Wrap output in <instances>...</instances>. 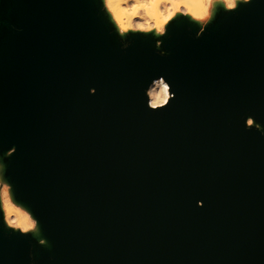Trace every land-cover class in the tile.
<instances>
[{
  "label": "water",
  "instance_id": "1",
  "mask_svg": "<svg viewBox=\"0 0 264 264\" xmlns=\"http://www.w3.org/2000/svg\"><path fill=\"white\" fill-rule=\"evenodd\" d=\"M2 5L0 152L51 248L0 223V264H264V0L164 52L96 0Z\"/></svg>",
  "mask_w": 264,
  "mask_h": 264
},
{
  "label": "bare ground",
  "instance_id": "2",
  "mask_svg": "<svg viewBox=\"0 0 264 264\" xmlns=\"http://www.w3.org/2000/svg\"><path fill=\"white\" fill-rule=\"evenodd\" d=\"M249 1L235 0L232 8L238 7L240 3ZM96 2L104 4L103 18L106 23L112 26L115 36H122L126 29H130L132 33L139 34L142 38L151 40L152 43L155 40H157L156 43L161 42L162 37L157 34V28L170 24L183 15L191 20V18H195L193 13L199 11V16L203 19L210 15L209 12L212 8L217 6L223 9L224 7L225 9L229 8L225 0H96ZM205 21L210 22L208 18ZM164 86L167 87L166 99H164L163 103L156 102L157 95L160 97L164 96L161 93V88ZM145 93L151 106L154 103L155 106L162 105L170 97L168 84L161 77L153 79L146 88ZM246 123L247 125H256L251 117L247 119ZM13 150L14 147L12 146L7 152L3 153L5 155L6 153L10 154ZM1 154L0 152L1 225L13 232L29 237L36 247L50 249L51 242H48L44 236L41 222L34 216L30 205L25 204L17 196L14 182L10 181L6 175H3ZM10 221H15L16 223L13 224ZM29 222H33L34 226L25 230Z\"/></svg>",
  "mask_w": 264,
  "mask_h": 264
},
{
  "label": "rangeland",
  "instance_id": "3",
  "mask_svg": "<svg viewBox=\"0 0 264 264\" xmlns=\"http://www.w3.org/2000/svg\"><path fill=\"white\" fill-rule=\"evenodd\" d=\"M3 3V0H0V5ZM240 4H242V3H240ZM99 9L101 10V11H103L104 9H105V7H104V4L103 3H100L99 4ZM235 8H226L225 9V7H224V9L223 8H219L218 6L216 7V8H212L211 10H210V12H209V14L210 15H208L206 18H200V13H199V11H197V12H194L193 13V15H194V17L195 18H197V19H195V18H191V20H190V18L189 17H187V16H182V17H180V18H177L176 20H174V21H179V20H182V19H184V20H186L194 29H195V31H196V33H200V32H202L203 30H204V28L205 27H207V26H211V25H214V24H216L222 17H223V15H225L227 12H229V11H232V10H234ZM214 14V15H213ZM207 18H208V20L210 21V22H208V21H205V20H207ZM190 20V21H189ZM195 20V21H194ZM196 21H197V23H196ZM108 24V23H107ZM110 27H111V29H112V26L110 25V24H108ZM167 26H168V24L167 25H165V26H161V27H159V28H157V34L158 35H161V37H164V36H166V29H167ZM112 32H113V29H112ZM133 34H135V33H132L131 32V30L130 29H126L124 32H123V34H122V36H115V38H116V40H117V42H118V44H119V46L120 47H125L126 45H127V43H128V40H129V37L131 36V35H133ZM162 39V38H161ZM156 41L157 40H155L154 41V46L156 47V49L157 50H159L160 52H164V50H163V48L161 47V42H157L156 43ZM158 47H157V46ZM1 163H2V165H3V175H6V164H7V158H8V156H9V154H7L6 153V155L4 154V153H2L1 154ZM5 159V160H4ZM6 230H10V229H7L6 228ZM36 249L37 248H35L34 250L36 251ZM37 252V251H36Z\"/></svg>",
  "mask_w": 264,
  "mask_h": 264
},
{
  "label": "snow or ice",
  "instance_id": "4",
  "mask_svg": "<svg viewBox=\"0 0 264 264\" xmlns=\"http://www.w3.org/2000/svg\"><path fill=\"white\" fill-rule=\"evenodd\" d=\"M225 2L227 3V6L229 8H232L234 6V2L235 0H225ZM161 93L164 94L163 97H160L159 95H157V101L156 102H159V103H163L164 102V99H166V95H167V87L164 86L161 88ZM153 106L155 107V103L153 104ZM249 123H251V121H249ZM25 219H27V217H25ZM10 223H16L15 221H10ZM34 226L33 222H29L25 228V230H27V228H32Z\"/></svg>",
  "mask_w": 264,
  "mask_h": 264
},
{
  "label": "crops",
  "instance_id": "5",
  "mask_svg": "<svg viewBox=\"0 0 264 264\" xmlns=\"http://www.w3.org/2000/svg\"><path fill=\"white\" fill-rule=\"evenodd\" d=\"M4 21H5V11L3 10V5L1 4V6H0V22L3 23Z\"/></svg>",
  "mask_w": 264,
  "mask_h": 264
}]
</instances>
